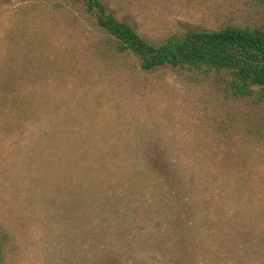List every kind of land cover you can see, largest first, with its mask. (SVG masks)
<instances>
[{
	"label": "rangeland",
	"instance_id": "1",
	"mask_svg": "<svg viewBox=\"0 0 264 264\" xmlns=\"http://www.w3.org/2000/svg\"><path fill=\"white\" fill-rule=\"evenodd\" d=\"M22 2L0 0V37ZM108 9L152 40L264 28L256 0ZM49 79L33 108H0V264H264V107L221 105L216 86L172 67H63ZM149 162L172 164L177 189ZM249 225L254 247L241 237Z\"/></svg>",
	"mask_w": 264,
	"mask_h": 264
},
{
	"label": "trees",
	"instance_id": "2",
	"mask_svg": "<svg viewBox=\"0 0 264 264\" xmlns=\"http://www.w3.org/2000/svg\"><path fill=\"white\" fill-rule=\"evenodd\" d=\"M136 1L23 0L16 5L0 37V108H33L36 85L63 67L77 74L94 68L128 76L172 67L186 74L189 82L216 86L221 105L264 107V28L226 25L175 30L152 40L108 9L121 13ZM256 1L264 5V0ZM60 33L61 50L55 38ZM238 155L237 151L231 156L237 164ZM144 170L177 189L179 180L172 164L149 162ZM100 172L96 169V174ZM241 237L246 246L253 247L258 239L264 254V238L256 239L250 225Z\"/></svg>",
	"mask_w": 264,
	"mask_h": 264
}]
</instances>
